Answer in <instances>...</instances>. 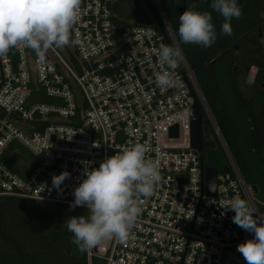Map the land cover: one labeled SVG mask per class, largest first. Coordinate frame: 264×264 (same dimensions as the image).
<instances>
[{"label": "built area", "instance_id": "built-area-1", "mask_svg": "<svg viewBox=\"0 0 264 264\" xmlns=\"http://www.w3.org/2000/svg\"><path fill=\"white\" fill-rule=\"evenodd\" d=\"M112 0H81L71 29L73 52L46 51L39 63L32 50L12 48L0 57V197L69 205L73 189L100 162L141 143L159 166L160 182L150 197L136 196L141 212L128 238L109 237L86 251L104 264H246L236 250L252 238L222 208L235 197L260 216L251 186L231 157L193 74L160 7L168 41L154 25L119 29ZM162 45L178 49L168 68L158 59ZM73 61V63H72ZM169 71L177 87L161 89L155 73ZM193 93L202 102L223 149L229 171L215 178V194L202 193L198 153L191 148ZM44 97L52 102H38ZM11 143L26 149L36 165L26 176L4 161ZM38 151H41L39 154ZM68 171L60 188L53 175Z\"/></svg>", "mask_w": 264, "mask_h": 264}, {"label": "trees", "instance_id": "trees-1", "mask_svg": "<svg viewBox=\"0 0 264 264\" xmlns=\"http://www.w3.org/2000/svg\"><path fill=\"white\" fill-rule=\"evenodd\" d=\"M148 2L152 4L150 0ZM156 2L239 173L247 185L256 186L258 197L254 196L261 202H256V206L259 214L264 215V104L261 107L258 103L262 101L254 102L248 98L238 84L244 77L240 76L251 66L257 69L255 80H264V43L261 41L264 37V0H238L241 16L230 21V36L221 34L223 18L212 11L209 0ZM192 5L198 11L211 14L217 38L210 47L184 44L179 40L178 17ZM111 6L116 13L114 23L119 29L131 23L154 25L159 29L151 12L119 14L116 2L112 1ZM129 18L134 21L130 23ZM223 83H226L225 87ZM226 97L234 100V108H226ZM37 101L52 102L42 96ZM202 118L204 166L215 167L219 172L229 171L228 165L220 164V159L226 157L204 109ZM3 158L21 177H26L36 165L35 157L16 143L8 145ZM38 203L17 197H0V264H104L96 255L88 259L86 251L79 250L72 242V234L63 223L67 217L86 215V209L70 210L69 205L51 204L58 212V222L45 232L38 225L34 212Z\"/></svg>", "mask_w": 264, "mask_h": 264}, {"label": "clouds", "instance_id": "clouds-1", "mask_svg": "<svg viewBox=\"0 0 264 264\" xmlns=\"http://www.w3.org/2000/svg\"><path fill=\"white\" fill-rule=\"evenodd\" d=\"M80 2L0 0V57L12 48H27L39 63H44L49 48H63L75 42L71 29L77 22ZM209 6L223 18L221 34L230 36V21L241 16L238 0H209ZM211 21L208 11H198L192 5L178 17L179 40L184 44L210 47L217 38ZM158 59L172 68L179 59L178 49L162 45ZM155 84L161 89L178 86L169 71L155 73ZM69 175L68 171L53 175L52 187L62 191L60 186ZM160 180L158 164L146 158V147L141 143L108 156L98 167L89 170L85 166L83 179L73 189L69 209L83 207L87 214L67 217L63 221L72 234V242L79 250L87 251L109 237L125 241L141 212L134 197H150ZM221 207L233 211L232 222L253 234L236 249L246 264H264V215L251 213L246 201L239 197L228 200Z\"/></svg>", "mask_w": 264, "mask_h": 264}, {"label": "water", "instance_id": "water-1", "mask_svg": "<svg viewBox=\"0 0 264 264\" xmlns=\"http://www.w3.org/2000/svg\"><path fill=\"white\" fill-rule=\"evenodd\" d=\"M148 3L150 12L153 15L156 25L158 26L159 30L168 41L167 34L165 32V28L159 17V8L157 5H152L148 2V0H143ZM202 115H203V105L198 96L193 93V104L191 107V114H190V142L191 148L194 149L200 159V169H201V176H202V193L207 196H212L215 194V178L217 175V169L215 167H207L203 164V150H202ZM210 186L213 188H210ZM252 191L255 193L257 191L256 186H251ZM97 246L93 247L94 250Z\"/></svg>", "mask_w": 264, "mask_h": 264}, {"label": "rangeland", "instance_id": "rangeland-1", "mask_svg": "<svg viewBox=\"0 0 264 264\" xmlns=\"http://www.w3.org/2000/svg\"><path fill=\"white\" fill-rule=\"evenodd\" d=\"M116 2L118 8H119V14L122 13H133V12H145L147 14H150L149 6L146 2L142 0H112ZM150 2L153 5H157L156 0H150ZM129 21L133 22L134 19L129 18ZM261 41L264 43V37L261 39ZM61 53L65 56L68 54V52H73L72 46L69 44L63 48H59ZM251 78L250 73L244 75V81H249ZM224 86V85H223ZM249 91L244 89V94H247ZM226 102L228 105H232V100L230 97H226ZM220 164L223 166L228 165L227 159H220ZM256 196V194L254 193ZM258 197V195L256 196ZM256 199V198H255ZM257 200V199H256ZM257 203H261L257 200ZM263 204V203H262ZM34 212L37 218L38 225L43 231H48L52 226L56 225L58 222V212L55 210V208L49 204V203H38L36 207L34 208Z\"/></svg>", "mask_w": 264, "mask_h": 264}, {"label": "flooded vegetation", "instance_id": "flooded-vegetation-1", "mask_svg": "<svg viewBox=\"0 0 264 264\" xmlns=\"http://www.w3.org/2000/svg\"><path fill=\"white\" fill-rule=\"evenodd\" d=\"M235 69H236V67L234 68V70ZM256 70L257 69L255 67H253V66L248 67L246 69V71L243 72L242 76H240V74H239V76H240V78H242L243 75L250 73V76H251L250 80L248 82L247 81H244L243 82V80H240V82L238 84L240 86V89H242V90L246 89V90L249 91L247 93L248 94V98L252 99L254 102H260V101H262V102L258 103L259 106L262 107L263 104H264V80H261L259 82H257L255 80L256 79ZM243 79H244V77H243ZM223 85L225 87L226 83H223L222 86ZM231 100H232V105H228L227 102L225 101L226 102L225 104H226V108L227 109L234 108V106H235L234 105L235 104L234 100L232 98H231ZM239 121L240 120H238V122Z\"/></svg>", "mask_w": 264, "mask_h": 264}]
</instances>
